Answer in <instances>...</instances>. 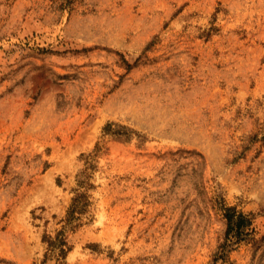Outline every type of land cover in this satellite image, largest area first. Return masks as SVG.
I'll use <instances>...</instances> for the list:
<instances>
[{
  "label": "rangeland",
  "instance_id": "1",
  "mask_svg": "<svg viewBox=\"0 0 264 264\" xmlns=\"http://www.w3.org/2000/svg\"><path fill=\"white\" fill-rule=\"evenodd\" d=\"M0 264H264V0H0Z\"/></svg>",
  "mask_w": 264,
  "mask_h": 264
},
{
  "label": "trees",
  "instance_id": "2",
  "mask_svg": "<svg viewBox=\"0 0 264 264\" xmlns=\"http://www.w3.org/2000/svg\"><path fill=\"white\" fill-rule=\"evenodd\" d=\"M223 216L226 220L225 241L219 246V250L215 254L214 262L221 261L225 263L228 259V248L232 245L239 244L243 241L250 240L251 242L257 241L254 239L255 230L252 227V218L244 213L237 211L234 207H226L223 205ZM60 253L64 254L65 250L63 245L64 241L58 243Z\"/></svg>",
  "mask_w": 264,
  "mask_h": 264
}]
</instances>
